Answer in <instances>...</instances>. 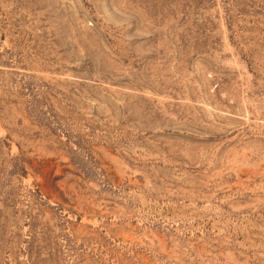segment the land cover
I'll return each instance as SVG.
<instances>
[{"label": "rangeland", "instance_id": "obj_1", "mask_svg": "<svg viewBox=\"0 0 264 264\" xmlns=\"http://www.w3.org/2000/svg\"><path fill=\"white\" fill-rule=\"evenodd\" d=\"M0 264H264V0H0Z\"/></svg>", "mask_w": 264, "mask_h": 264}]
</instances>
